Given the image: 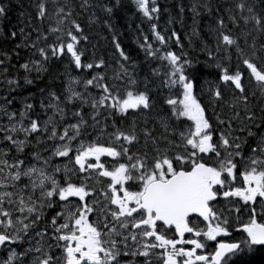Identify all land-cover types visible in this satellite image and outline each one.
<instances>
[{
    "label": "snow or ice",
    "instance_id": "obj_1",
    "mask_svg": "<svg viewBox=\"0 0 264 264\" xmlns=\"http://www.w3.org/2000/svg\"><path fill=\"white\" fill-rule=\"evenodd\" d=\"M136 3L146 16L159 12L158 7L149 9V0ZM37 10L41 21L49 18L46 0H40ZM235 10L239 15L228 9V22L238 26V20L242 19L251 28L236 34L223 17L217 20L216 49L223 47L229 60L235 55L238 64L234 71L222 63L215 64L221 70L220 80L225 89L232 93L226 100L219 86L209 90L212 96L207 107L216 105L222 109L225 104L230 105L231 115L224 119L222 113L213 109L215 124L197 98L199 79L193 61L186 53L178 55L175 51H167L160 57L170 66L165 73L166 85L178 86L180 91L175 98H167L171 112L159 118V133L147 124L139 130L135 123L121 129L113 119V131L107 133L106 141L99 135L86 139L92 135L87 129L92 127L95 131L100 124L96 119L101 115L98 109L123 117L130 109L143 112L153 107L149 92L141 91L133 77H128L123 92L117 85L105 83L100 73L84 82V93L68 89L64 103L80 101L81 106L90 103L95 113L90 116L92 125L82 112H73L77 122L67 124L62 131L52 118L43 124L29 118L25 126L24 119L32 105H25L19 119L16 112H9L6 106L2 108L8 123L0 126L3 136L0 144L4 146L0 147V247L9 252L3 264H14L18 255L24 257L32 252L39 255L31 264H233L232 258L238 254L264 247V107L257 114L250 107L247 94L253 80L264 94V10L257 13L255 4L247 0L236 3ZM6 12L7 6L0 3V16H6ZM55 15L58 26L50 31L64 32L70 42L65 44L63 37L57 35V43L48 45L47 50L37 48L42 60H48L49 53L55 57L67 50L77 68L102 66L103 59L98 64L82 63L84 53L76 46L83 29L72 19L71 7H58ZM63 24L71 26L65 30L59 26ZM10 35L15 37L17 33ZM155 35L162 44L166 42L159 31ZM173 35L179 43V35ZM37 39H41L39 34ZM116 47L120 45L117 43ZM143 47L149 55H158L150 44ZM120 55L129 59L123 49ZM4 56L7 58V53ZM241 65L245 71L239 70ZM22 67L29 70L27 63ZM33 67L40 71L36 62ZM7 83L11 85L13 81ZM16 83L18 86L19 82ZM90 86L99 88L101 94L85 100ZM50 97L57 102L51 107L63 117L60 96L50 93ZM5 100L6 104L11 103ZM181 117L194 122V126L178 130L172 118ZM104 119L106 129L109 125L107 117ZM237 121L242 125L238 130L246 135L234 134L237 129L232 125ZM20 133L24 139L17 138ZM34 134L36 137L44 134L52 142L51 149H44L50 156L45 157L40 151L25 152ZM55 157L67 158L73 167L51 163ZM102 157L112 159L102 162ZM101 178H107V182L101 183ZM71 198L78 199L73 203ZM220 200L231 205L227 212L217 207ZM46 209L55 211V215L49 217ZM233 212L246 238L238 242L218 241V237L230 235ZM245 213L246 223L240 220ZM193 214L202 220L197 223ZM169 231L178 238H169ZM185 234L193 238L185 239ZM36 237L40 238L36 245L19 254L10 247H21ZM209 242H217V246L203 254ZM53 247L62 249L60 256L53 255Z\"/></svg>",
    "mask_w": 264,
    "mask_h": 264
},
{
    "label": "trees",
    "instance_id": "obj_2",
    "mask_svg": "<svg viewBox=\"0 0 264 264\" xmlns=\"http://www.w3.org/2000/svg\"><path fill=\"white\" fill-rule=\"evenodd\" d=\"M40 0H0L7 6L6 16H0V61L3 67L10 72L20 75V82L12 83L18 87L17 96L19 97L22 107L25 111V105H32L28 111L27 117L39 116V112L44 110V102L47 100L48 93H55L64 100L66 93V72L77 71L79 73V84L81 93L85 92L84 82L91 79L97 73L105 77V83L115 84L123 92L127 86L128 77H133L137 82V87L141 91L147 90L152 97V113H159L162 108H168L166 100L169 96L175 98L180 91L179 87L161 89L146 88V83H161L167 79L165 73L170 71V66L166 60L161 59L167 51L186 53L188 58L193 61L196 68V74L199 79V89L197 96L202 104L206 106V114L210 117L211 122L215 124L213 109L217 114H221V119L230 116L224 112L228 104L221 107L213 105L207 107L212 96L208 90V82L215 81L219 77L218 72L221 70L215 67L216 63H222L230 71H234L238 61L235 55L228 61V54H218L216 49V32L218 18L223 17L228 27L236 34L248 31L251 25H245L243 20H238V26H233L228 22V9L235 10L236 3L240 0H149V9L159 8V12H154L151 16H146L138 7L136 0H46L48 17L41 21L38 16L37 5ZM248 3H254L257 13L264 10L262 0H247ZM70 6L73 12L72 19L81 25L83 36L78 37L80 42L76 46L78 51H83L82 63H99L100 59L104 64L99 68L93 69L77 68L71 58V54L65 50L63 54L53 57L49 53V58L43 61L37 52V48H45L48 45L57 43L56 36L63 37V42H70V37L61 33H52L51 28L58 26L55 12L58 7ZM81 5H84L81 7ZM111 9V11H107ZM209 9H211L209 11ZM66 7V11H67ZM247 13H245L246 15ZM63 29L70 27V24L59 25ZM155 26V30H154ZM159 31L165 36V43L156 39L155 32ZM11 32L17 35L12 37ZM173 33L180 37L179 43ZM41 39H37V35ZM75 34V33H74ZM47 37V39H44ZM87 37V39H83ZM147 37V39H145ZM117 43L120 48H117ZM259 43V40H258ZM35 44L34 48L32 45ZM150 44L153 50H158V55L153 57L149 55L144 45ZM120 49L129 57L124 60L120 55ZM4 53H7L5 58ZM181 54V53H179ZM38 59L42 63L40 71L25 70L22 65L31 63ZM155 70V71H154ZM241 71L245 69L240 66ZM125 71L127 75H125ZM32 81L27 83L26 81ZM163 88V87H162ZM9 90L8 88H4ZM200 90L203 94L200 95ZM224 92V91H222ZM100 89L89 87L87 95L84 97L88 100L90 97H99ZM225 99L229 100L232 93L224 92ZM257 107L259 114L261 105L264 107V100ZM254 106V105H253ZM67 113L73 117V112H82V115L89 122H94L90 116L95 115L90 103L80 101H71L66 104ZM101 112L96 119L107 117L109 125H112L113 119L117 127L126 129L132 124L129 122L128 115L121 116L118 113H109L104 109H98ZM231 113V111H230ZM242 113L241 116H243ZM137 129L145 127L143 123H135ZM237 129L234 133L240 134L239 128L242 125L233 123ZM232 125V128H233ZM113 129V128H112ZM36 148L28 147V153L35 151ZM27 153V152H26ZM49 216L50 210H45ZM53 215V214H52ZM233 264H264V249L255 250L248 255H241L233 260Z\"/></svg>",
    "mask_w": 264,
    "mask_h": 264
},
{
    "label": "flooded vegetation",
    "instance_id": "obj_3",
    "mask_svg": "<svg viewBox=\"0 0 264 264\" xmlns=\"http://www.w3.org/2000/svg\"><path fill=\"white\" fill-rule=\"evenodd\" d=\"M252 130H254V129H252ZM244 135H246V134H243L242 136H244ZM249 142H251V138H249ZM218 203H219V201H218ZM218 203H217V207L223 209L225 212H227L228 208L231 207V205H228L224 200L220 203V206H218ZM51 215H52V213L49 212V217ZM235 216H236V214L234 212L230 216V219L233 221V225H234L232 228L229 229L230 235L229 236L218 237L217 238L218 241L223 240V242H238L241 239H245L246 238V233L241 229L242 228L241 223H239V222H237L235 220ZM240 220L246 223L247 220H248L247 214L245 213V214L240 215ZM168 235L170 236L169 238H178L171 231L168 232ZM192 238L193 237L191 235L188 236V237L187 236L185 237V239H192ZM45 239L47 240V237ZM48 242L49 243H54V241H48ZM62 243L63 242H61V244ZM30 246H32L31 243H25V244L22 245V248L27 249ZM216 246H217V242H209L207 248L205 250H203V254H207V253L212 252L213 249ZM10 247H12V246H10ZM188 247H191V246L189 245ZM257 248L264 249V247H259V246H257ZM52 251H53V253H58V256H60L61 253H62V249L58 248V247H53Z\"/></svg>",
    "mask_w": 264,
    "mask_h": 264
},
{
    "label": "rangeland",
    "instance_id": "obj_4",
    "mask_svg": "<svg viewBox=\"0 0 264 264\" xmlns=\"http://www.w3.org/2000/svg\"><path fill=\"white\" fill-rule=\"evenodd\" d=\"M0 72H5V71L3 69H0ZM71 76H72V74H70V77L68 79V84H67L68 85V89L69 88H72V89L75 90L77 88V84L75 82L76 80L74 78H72ZM154 87L157 88L158 86L155 85ZM4 106H5V103L4 102H0V126L6 125L8 123V119H6L7 117L4 115L3 110H2V108ZM54 111L58 112L56 108H54ZM134 111H136V110H134ZM9 112H13V110H11ZM130 115L133 118H142L143 120H153V121H157V122L159 121V118L161 116H165V117L166 116H169V114H162V115L157 116V117H152L150 114H148L146 112H141V113H139V112H132ZM183 123H184V125H183V131L186 130V129H188V128H190V127H193L194 126V122L190 121L186 117H185V120L183 121ZM101 130H103V132ZM107 133H109L108 127L105 129L104 128V125L98 124L97 125V131L95 130L92 133L91 137L89 139H87V140L93 139L95 136L99 135L101 137V140L102 141H106L108 139ZM0 137H1V135H0ZM73 144H75V142ZM0 147H4L3 144H0ZM55 158H58V157H55ZM111 159L112 158H107L106 159L105 157H102V162H107V161H110ZM67 163H68V161L66 162V160H65V162L63 164H61V165H68L69 166V164H67ZM105 179H107V178H105ZM101 183H102V180H101ZM77 199L78 198H74V203L77 201Z\"/></svg>",
    "mask_w": 264,
    "mask_h": 264
},
{
    "label": "bare ground",
    "instance_id": "obj_5",
    "mask_svg": "<svg viewBox=\"0 0 264 264\" xmlns=\"http://www.w3.org/2000/svg\"><path fill=\"white\" fill-rule=\"evenodd\" d=\"M36 150V149H35ZM27 153H28V151H27ZM31 153V152H30Z\"/></svg>",
    "mask_w": 264,
    "mask_h": 264
}]
</instances>
